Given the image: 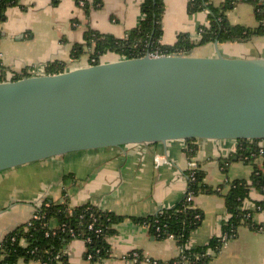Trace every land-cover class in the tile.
Segmentation results:
<instances>
[{"label": "crops", "instance_id": "0c3cea01", "mask_svg": "<svg viewBox=\"0 0 264 264\" xmlns=\"http://www.w3.org/2000/svg\"><path fill=\"white\" fill-rule=\"evenodd\" d=\"M189 1L164 0L162 45H174L181 34H190L193 41L197 42L200 40V28L210 24L208 11L193 15L188 13ZM226 1L210 0V3L220 7ZM143 2L144 0H86L89 5L87 10L77 0H59L56 4L54 0L23 1L22 7L10 8L7 20L0 23L3 34L0 58L7 75L11 79L30 70L26 68L39 65L43 69L31 70L33 75L47 74V64L55 61L70 64L69 66L84 63L85 60L88 62L89 55L78 62L72 61L73 49L77 44L84 43L87 31L92 29L119 39L125 38L143 20ZM226 16L234 26L252 30L261 26L255 6L247 0H233V7L227 11ZM218 46L226 58H264V35L255 36L249 41L218 43ZM190 56L215 57V42L196 46ZM114 57L115 55L108 54L102 58V62L119 59L114 60ZM86 66L88 64L81 65ZM75 68L69 67V70ZM183 143L184 141H171L167 144L127 145L95 150L98 151L95 152L97 154L106 153L107 164L113 171L112 179L104 178L98 185H93L88 184L87 174L80 182L73 179L72 194L62 191L57 199L46 197L37 203L12 206L23 211L13 214L8 223L0 226V241L7 233L28 223L34 217L37 206L45 200L68 203L70 207L92 203L125 217V220L115 226L116 234L109 238L111 249L108 257L92 262L87 257L85 242L72 240L64 250L69 264H168L181 255V249L175 240H160L147 226L137 224L131 218L153 216L176 206L185 198L188 158ZM195 145V160L205 172L206 183L212 188L235 180H249L255 165L264 168V158L258 159L254 165L239 160L236 155L239 144L236 140H197ZM259 145L264 148V140ZM228 160L229 169L224 172L221 162ZM59 161L46 162V165L53 163L54 170L58 166L63 171L65 163L63 160ZM70 172L77 175L75 170ZM263 199L264 195L260 191L253 190L245 202V208L253 210L256 203ZM194 204L203 213V221L191 233L187 245L189 249L205 246L213 238L219 237L223 224L229 220L225 201L219 195H199L195 197ZM11 209L1 210L0 218L6 216ZM254 221L261 229L251 230L246 226L239 228L236 237L224 244L209 264H264V212H256ZM133 252L140 254V261L135 262L129 258V254ZM19 264L40 263L20 261Z\"/></svg>", "mask_w": 264, "mask_h": 264}, {"label": "water", "instance_id": "95a60500", "mask_svg": "<svg viewBox=\"0 0 264 264\" xmlns=\"http://www.w3.org/2000/svg\"><path fill=\"white\" fill-rule=\"evenodd\" d=\"M148 53L0 82V172L171 141L264 140V58Z\"/></svg>", "mask_w": 264, "mask_h": 264}, {"label": "trees", "instance_id": "16d2710c", "mask_svg": "<svg viewBox=\"0 0 264 264\" xmlns=\"http://www.w3.org/2000/svg\"><path fill=\"white\" fill-rule=\"evenodd\" d=\"M25 0H0V23L7 20V11L10 8L22 7ZM85 8L89 10L86 0ZM255 6L256 14L261 22L258 29L252 30L229 23L226 13L233 7V0H227L220 7H215L210 0H190L188 13L190 15L208 11L210 24L200 28V40L193 41L190 34H181L172 46L161 44L163 36L162 18L165 11L164 0H144L142 4L143 20L123 39L113 35L103 34L89 29L84 37L83 44H77L72 53L73 63L88 56V66L102 63V58L112 54L120 58H140L149 51L159 50L161 54L190 55L196 46H203L218 41L219 43L249 41L255 36L264 35V0H247ZM55 4L59 0H54ZM3 34L0 31V41ZM70 64L55 61L47 64V74H58L69 70ZM32 72V71H30ZM27 71L13 76H7L0 58V82L16 81L32 76ZM196 139L184 141V152L188 160H194L197 154ZM263 140H238L236 155L246 164L264 158L260 154ZM230 161H222L221 167L228 172ZM188 186L185 198L176 206L165 209L146 218H131L137 224L147 226L160 240L173 237L181 255L168 264H209L220 252L224 245L222 238L215 237L207 245L189 249L187 247L191 233L200 227L203 213L195 207L194 200H189V194L199 195L216 194L225 201L229 220L222 226V234L236 237L239 228L246 226L251 230L261 227L254 221L256 212H264V199L256 203V208H245V202L253 190L264 195V168L255 165L249 180H235L226 182L218 188L210 187L205 181V172L197 163L196 170L185 172ZM200 218H197V217ZM125 220L111 211L103 210L92 203L77 207H70L68 203H55L45 200L36 209L35 217L28 223L18 226L7 233L0 241V264H19L24 262H38L40 264H69V259L63 254L72 240L85 242L87 257L92 262L102 261L110 253L109 238L116 234L115 226ZM90 225L93 228L90 229ZM53 231L55 234H53ZM73 234L75 236H73ZM90 239L89 242L87 240ZM216 255H208L209 250Z\"/></svg>", "mask_w": 264, "mask_h": 264}, {"label": "rangeland", "instance_id": "374dc122", "mask_svg": "<svg viewBox=\"0 0 264 264\" xmlns=\"http://www.w3.org/2000/svg\"><path fill=\"white\" fill-rule=\"evenodd\" d=\"M115 59H118V57L115 56ZM85 64H88L87 60L84 63H77L70 67H81V65ZM26 69H30L27 72L32 73L30 72L31 70L36 71L43 69V67L39 65ZM95 152L98 151L71 153L63 157L50 158L47 159L48 161L43 160L0 172V211L4 209L10 210L13 208L12 206L23 203H37L46 197L57 199V196H60L62 191L72 194L74 187L71 184L74 182L73 179L80 182L87 174L89 175L88 184L98 185L104 178L112 179L113 171L107 164L106 153L97 154ZM57 160L64 161L65 167L63 171L58 166L54 170L53 163H47L46 165V162H57ZM56 165L58 164L56 163ZM71 170H75L77 175L71 174ZM61 172L63 173L61 174ZM63 177L65 178L63 179ZM20 211L23 210L18 207L7 211L9 213L0 218V226L8 223L11 216L18 214L17 212Z\"/></svg>", "mask_w": 264, "mask_h": 264}, {"label": "built area", "instance_id": "2783aa9c", "mask_svg": "<svg viewBox=\"0 0 264 264\" xmlns=\"http://www.w3.org/2000/svg\"><path fill=\"white\" fill-rule=\"evenodd\" d=\"M80 5L82 7H84L85 6V2L84 1H81L80 2ZM148 53L150 54L151 57H158V56H161V55H165V54H161L159 50H157V51H149ZM32 73H33V71H32ZM260 154H264V148L263 147H261V149H260ZM196 169H197V162H196V160L195 159L194 160H188L187 170H196ZM194 199H195V197L192 194H189V200L191 201V200H194ZM41 204H39L37 206V208L40 207ZM34 217H35V215H34ZM197 218H200V217L198 216ZM89 228L92 229L93 228V225H90ZM53 234H55L54 231H53ZM73 236H75V235L73 234ZM220 237L224 241V244H226L228 241L234 239L233 236L228 237L226 235H220ZM170 239H173V237H171ZM89 241H90V239L87 240V242H89ZM63 254L65 255L64 252H63ZM208 255L214 256V255H216V252L210 249L208 251ZM90 258H91V256H89V259ZM129 258L131 260L135 261V262H138V261H140V254L138 252H133V253L129 254ZM147 261L150 262V260H147ZM153 263L154 264H159L158 262H153Z\"/></svg>", "mask_w": 264, "mask_h": 264}]
</instances>
